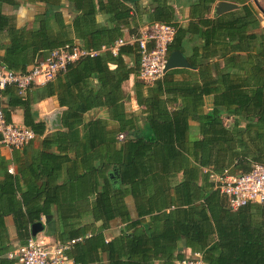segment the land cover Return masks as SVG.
Segmentation results:
<instances>
[{"label":"trees","instance_id":"trees-1","mask_svg":"<svg viewBox=\"0 0 264 264\" xmlns=\"http://www.w3.org/2000/svg\"><path fill=\"white\" fill-rule=\"evenodd\" d=\"M69 1L75 13L72 31L60 19L62 37L55 39L25 38L11 26L9 44L0 54L1 63L24 73L44 59L45 52L65 44L97 51L68 62L38 87L40 96L55 97L65 108L61 129L51 134H44L45 123L37 120L30 89L25 96L13 85L3 90L6 119L11 120L10 106H21L23 124L41 137V149L30 155L32 141L12 148L15 172L9 173L0 136V246L8 241L7 215L13 217L22 244L31 235V224L42 215L48 218L52 206L62 221L81 219L80 208L95 194L87 204L90 215L108 222L121 215L120 192L148 191L160 197L156 203L145 200L147 212L154 205L171 208L161 215L162 227L115 239L140 260L152 254L153 246L164 251L165 245L173 243L175 249L183 241L206 264H264V209L247 204L232 210L210 180L211 173L242 174L254 163L264 164V28L256 5L252 0H227L238 8L211 15L219 0H184L188 13L181 24L173 6L177 0H150L141 7L147 21L175 24L168 55L181 51L190 67L169 69L149 83L139 77L136 44L119 46L116 54L109 49L125 28L137 33L127 3L138 10L140 0ZM97 13L109 16L99 23ZM40 26L46 29L48 22ZM131 74L137 76L135 97L143 107L139 116L120 109L127 97L122 84ZM100 107L106 108L107 118L85 120L87 111ZM190 121L198 123L197 136L188 133ZM179 172L182 179L173 183ZM85 226L69 229L66 240L58 239L82 237L91 244L98 235L86 237ZM111 244L106 248L112 249ZM85 245L75 242L68 251L81 264L86 261L76 252L82 253ZM163 256V264L185 257L179 252Z\"/></svg>","mask_w":264,"mask_h":264},{"label":"crops","instance_id":"crops-1","mask_svg":"<svg viewBox=\"0 0 264 264\" xmlns=\"http://www.w3.org/2000/svg\"><path fill=\"white\" fill-rule=\"evenodd\" d=\"M184 2L186 3L184 0H177V3L173 4L175 8L176 21L181 24L187 21L188 7L184 4ZM216 2L212 5L211 15H216L213 9ZM149 3L150 0H140V8L138 7L140 10L135 9V6L131 3V1L127 3L131 8L130 14L135 17L137 31L143 26L151 24V22L147 21V15L143 13V10L141 9L142 6H148ZM0 16L3 17L0 19V45L2 46L0 54H3V48L9 44V30L11 26H14L17 30H19L25 38H32L34 36L46 39L60 38L62 35L59 19L65 24H68L70 31H72V21L75 13L73 10V4L69 0H0ZM108 16L109 14L97 13L96 20L99 23H104ZM45 21L48 22L46 29L45 27L42 26L41 28L40 26L44 25ZM123 31L124 38H127V36L131 34L126 28ZM73 36V33L70 32V37ZM48 53L49 52L47 51L44 54L48 55ZM111 67L114 66L111 65ZM136 78V75L131 74L128 80L123 82L122 90L127 97L121 101L120 109L125 113H132L139 116L140 109L143 107L139 106L136 102L134 90V81ZM45 82L46 81L41 78H38L28 92L32 97V108L37 112V120H41L45 123L46 128L44 134H51L61 129L60 117L65 108L58 105L55 97L40 96L38 87L43 85ZM205 101L207 102L208 98H206ZM3 103L5 106V98L3 99ZM8 110L10 111L11 121L16 124L24 125L23 108L21 106H10ZM107 113L106 108H94L87 111L84 114V117L86 121L96 119L98 117L107 118ZM141 121L142 118L140 116L138 124L141 125ZM188 133L191 136L198 135L197 122H189ZM120 134L123 135L124 133ZM40 140L41 137H35V139L32 140V144L28 147L30 155L34 151L41 149ZM118 140H123V137H119ZM11 150V148L2 144L1 154L9 160L8 169L10 167L13 169V172H8L14 173L15 165L12 163ZM108 177L110 180H113L112 173H109ZM181 179L182 174L179 172L175 178H172V182H179ZM112 183L115 184L116 180L112 181ZM118 195L123 203L120 208L121 215L112 218L108 222H104L102 219L94 220L90 215L91 206H88L87 204L94 200L95 194L88 197V201L85 202L84 209L80 208L79 212L84 216L81 219H71L66 222L62 221L58 217L59 212L57 207L52 206L50 216L48 218L45 215L41 216L40 222L44 225V229L36 234V239L41 242H48L51 244L60 242L58 237L66 240L69 229L79 228L82 230L83 225H87L85 226L87 227V234L85 236L89 237L91 234L98 236L96 237L97 240H93L91 244H87V241H83L82 237L77 241L80 244H86V248L82 253L81 251L79 254L76 252L78 257L83 258L86 261V264H112L113 262H116L117 264H163L165 262L163 252L166 254H175L179 252L184 254V256H189L193 253L191 249L187 248L184 245V242L181 241L175 249L173 247V243L165 245L164 251L162 246H160V248H158L159 246H153L151 248L153 251L152 254L149 255L146 260H140L134 251L126 246H123L119 239H115L119 238L124 233L130 234L131 232L141 230L146 227H149L150 229H160L163 225V218L161 215L169 212L171 208L165 205V207H161L159 209L154 205L153 209L148 212L146 211L149 204H147L145 200L149 199L152 200L151 202L156 203L155 199H159L160 197L157 193L154 194L149 193L148 191H140L133 194L128 191L120 192ZM71 214L74 213L71 212ZM134 222H139V224L137 226H132L131 224ZM5 226L8 232V241L0 246V264H13L12 259L7 257V252L21 243L17 238L13 217L11 215H7L5 217ZM115 241L117 243H115ZM110 242L112 243L110 246L112 249L106 248L110 245ZM68 251H73V245L67 250V253Z\"/></svg>","mask_w":264,"mask_h":264},{"label":"built area","instance_id":"built-area-1","mask_svg":"<svg viewBox=\"0 0 264 264\" xmlns=\"http://www.w3.org/2000/svg\"><path fill=\"white\" fill-rule=\"evenodd\" d=\"M177 27L173 23L153 22L140 28L127 38L121 37L109 47L116 54L119 46L136 44L139 55V77L145 82H153L163 75L168 57V46L172 42ZM96 50H84L65 44L54 48L44 58L36 61L24 72H16L0 62V136L1 143L8 148H20L35 139V132L25 126L9 121L5 117L3 90L13 85L18 94L25 96L38 78L47 81L65 65L83 55L93 56ZM119 137H123L122 134ZM9 172H13L10 167ZM210 180L226 198L229 208L237 210L247 204H258L264 209V164L254 163L251 169L242 174H210ZM79 238L65 242H41L31 235L26 241L7 252L14 264H81L68 255L67 250ZM48 246H53L48 250ZM175 264H206L200 253L194 252L175 261Z\"/></svg>","mask_w":264,"mask_h":264},{"label":"water","instance_id":"water-1","mask_svg":"<svg viewBox=\"0 0 264 264\" xmlns=\"http://www.w3.org/2000/svg\"><path fill=\"white\" fill-rule=\"evenodd\" d=\"M253 1L257 6V8L264 14V9L259 5L258 1L257 0H253ZM238 6L239 5L237 3L231 1L219 0L216 2L213 9H214V13L216 15H219L224 12L234 10L238 8ZM184 67H190V64L188 63L186 57L181 51L174 50L168 55L163 72H166L167 70L173 68H184ZM43 229H44V225L42 224V222L38 221L32 223L30 226L31 236L35 237L36 234L41 232ZM52 248L53 246H48L47 249L52 250Z\"/></svg>","mask_w":264,"mask_h":264},{"label":"rangeland","instance_id":"rangeland-1","mask_svg":"<svg viewBox=\"0 0 264 264\" xmlns=\"http://www.w3.org/2000/svg\"><path fill=\"white\" fill-rule=\"evenodd\" d=\"M257 1H258L259 5L264 9V0H257ZM252 3L254 4L253 0H252ZM258 11H259L260 20H261V26L264 28V14L259 9H258ZM226 121L229 122L230 119H228V120L226 119ZM35 238H37V237H35Z\"/></svg>","mask_w":264,"mask_h":264}]
</instances>
